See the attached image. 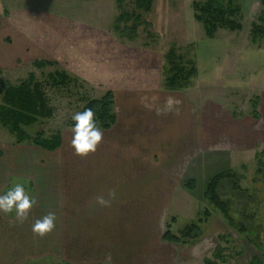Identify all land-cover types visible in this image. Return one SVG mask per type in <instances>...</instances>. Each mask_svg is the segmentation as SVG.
I'll return each instance as SVG.
<instances>
[{
	"label": "rangeland",
	"instance_id": "374dc122",
	"mask_svg": "<svg viewBox=\"0 0 264 264\" xmlns=\"http://www.w3.org/2000/svg\"><path fill=\"white\" fill-rule=\"evenodd\" d=\"M206 1L153 0L151 12L141 13L140 26L130 40L132 34L118 20L116 0H0V103L4 86H16L32 73L44 84L54 111L51 119L22 127L27 137L39 133L49 137L57 132L68 137L72 114L108 91H144L146 108L158 105L164 119L167 113L175 115L184 109L203 114L202 122H189L188 138L179 136V145L171 147V163L163 161L168 164L163 169L166 185L153 194L156 208L150 216L142 208L135 210L133 218L125 219L132 224L118 226L120 231L109 245L100 250L90 247L76 258H69L67 231L53 241L59 228L41 238L28 225L29 243L34 237L38 245L42 241V254L35 259L29 256L21 264H264V38L252 41V26L263 9L262 0H233L240 7L241 30L219 29L212 38L194 17L193 5ZM125 6L131 8L129 0ZM47 44L54 53L45 50ZM76 45L83 51L87 48L91 64L71 63L74 51L65 48ZM95 46L101 49L95 50ZM171 49L196 69V76L181 91L165 89L169 77L166 56ZM36 61L51 66L39 70L33 66ZM53 72H65L74 80L65 88H52L46 76ZM259 100L262 118L259 115L258 123L252 124L263 131V137L252 151H236L227 129L243 123L244 118L250 120L252 106ZM201 126L203 136L199 135ZM0 154V190L10 175L29 188L20 179L22 175L33 178L41 169L51 170V154L38 150L29 140L18 142L1 124ZM228 169L240 174V185L250 195L239 199L231 193L235 228L203 197L209 178ZM190 180L196 183L193 193L185 188ZM29 193L35 197L34 191ZM149 198L152 200V193ZM206 209L210 217L198 238L186 245L161 240L167 225L178 233ZM217 250L220 260L214 257Z\"/></svg>",
	"mask_w": 264,
	"mask_h": 264
},
{
	"label": "crops",
	"instance_id": "0c3cea01",
	"mask_svg": "<svg viewBox=\"0 0 264 264\" xmlns=\"http://www.w3.org/2000/svg\"><path fill=\"white\" fill-rule=\"evenodd\" d=\"M47 46L45 50L50 52L49 45ZM68 48L74 51L71 63L91 64L87 59V48L84 47L83 51L77 45L74 49L68 46L65 51ZM94 49L101 48L95 46ZM76 50L79 52H75ZM52 52L54 53V48L50 53ZM144 94V91L130 89L114 92L115 125L104 131L102 144L95 154L87 158L74 154L70 146L71 132L68 137L61 133V145L55 151L49 152L36 147L51 154V170L45 172L41 169L33 178L25 174L22 175L24 178L20 177L29 183L30 187L26 189L34 191L37 204L30 212L29 221L23 224L17 222L13 225L8 217L0 215V264H21L29 256L35 259L42 254V241L38 245L37 238L34 237L29 243L27 226L49 211L55 212L56 227L59 228L53 241L60 239V232L65 234L67 231L69 258L82 256V252L90 247L100 250L102 245H109L120 231L118 226L132 224L125 219L133 218L135 210L142 208L147 216H150V211L152 214L156 208L153 194L157 187L166 185L163 169L171 163V147L179 143V136L188 138V129H192L189 122L193 119L196 123L199 120L202 122L203 114L184 109L181 113H174L175 115L169 112L167 116L165 113L167 119H164L161 112H158V105L146 108ZM260 102L261 100L259 115L263 110ZM250 118L246 119L247 122L244 118L243 123H233V127L227 129L235 145L234 150L242 153L255 149L260 137H263V131L252 124L258 123L261 115L257 120ZM194 129L198 130L197 127ZM203 134L204 128L201 126L199 135ZM64 149L65 153H58ZM174 157L175 153L172 158ZM163 161H168V164H163ZM44 163L45 161L40 162ZM13 178L19 177L10 175L3 190L8 188ZM111 191L116 192V198L111 201L110 206L101 207L95 203L97 196L107 198ZM151 193L152 200L149 198Z\"/></svg>",
	"mask_w": 264,
	"mask_h": 264
},
{
	"label": "trees",
	"instance_id": "16d2710c",
	"mask_svg": "<svg viewBox=\"0 0 264 264\" xmlns=\"http://www.w3.org/2000/svg\"><path fill=\"white\" fill-rule=\"evenodd\" d=\"M117 8L120 12L118 20L123 22L129 29L128 39L133 40L134 33L137 31L141 22V13H150L153 8V0H129L131 8L125 6L126 0H116ZM262 11L257 19V23L252 26V41L264 38V0L261 2ZM195 19L200 22L205 31V35L212 38L219 29H226L230 32L240 31L242 26L238 17L240 7L233 0H208L203 5L194 4ZM114 30H117L115 27ZM168 75L165 80V89L169 91H181L188 85L190 79L196 76V69L191 61L183 62L181 57L176 56L174 50H170L166 56ZM186 64V66H185ZM33 66L36 69L50 67V62L36 61ZM46 83L52 88H65L72 80L65 72H53L46 76ZM0 103V124L6 127L11 133L15 134L18 142L24 140L31 141L32 145L45 151H55L61 145L62 135L57 132L54 135L45 137L39 133L35 138L25 135L22 127L35 125L42 119H51L53 109L49 105V100L45 92V86L38 81L34 74H29L26 80L16 86H4ZM115 97L111 91L106 92L99 99H91L86 102L81 111L85 108H92L103 127L104 131L110 130L116 122L114 113ZM259 101L252 106V118L258 119ZM70 120V126L72 125ZM263 153V152H262ZM262 155V154H260ZM260 155H257L259 166L258 173L261 174L262 162ZM241 176L231 169L219 172L211 176L203 191L206 202L218 211L228 224L235 228L233 219V207L231 193L240 198H249L247 189L240 185ZM188 192L193 193L196 183L193 180L185 183ZM210 217L206 209L198 213L195 222L190 223L178 233H173L169 225L161 237L163 242L173 245H186L201 235V227ZM215 259L222 258L221 251H216ZM206 264H217L206 261Z\"/></svg>",
	"mask_w": 264,
	"mask_h": 264
},
{
	"label": "clouds",
	"instance_id": "9594fccd",
	"mask_svg": "<svg viewBox=\"0 0 264 264\" xmlns=\"http://www.w3.org/2000/svg\"><path fill=\"white\" fill-rule=\"evenodd\" d=\"M72 125L70 131L72 139L70 146L74 154L81 158H87L95 154L103 142L104 130L92 108H85L72 114ZM116 198V192L108 193L107 198L97 196L95 203L101 207H108ZM37 204V199L30 195L25 183L18 178H13L7 189L0 190V214L8 217L13 225L15 223H26L30 219V212ZM57 216L55 212L49 211L39 219L31 223V231L34 236L44 237L56 228Z\"/></svg>",
	"mask_w": 264,
	"mask_h": 264
}]
</instances>
